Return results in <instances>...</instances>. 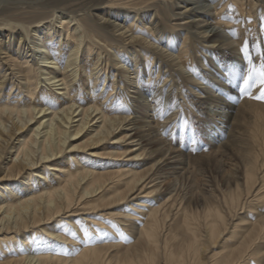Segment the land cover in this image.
Instances as JSON below:
<instances>
[{
  "label": "bare ground",
  "instance_id": "obj_1",
  "mask_svg": "<svg viewBox=\"0 0 264 264\" xmlns=\"http://www.w3.org/2000/svg\"><path fill=\"white\" fill-rule=\"evenodd\" d=\"M13 1L0 0V264H264V211L239 218L264 206L262 149L246 148L264 139V105L243 94L248 67L264 66V0H177L168 28L169 0H48L27 18L4 15ZM133 12L148 23L123 25ZM183 83L210 122L218 195L193 190L167 132Z\"/></svg>",
  "mask_w": 264,
  "mask_h": 264
},
{
  "label": "rangeland",
  "instance_id": "obj_2",
  "mask_svg": "<svg viewBox=\"0 0 264 264\" xmlns=\"http://www.w3.org/2000/svg\"><path fill=\"white\" fill-rule=\"evenodd\" d=\"M44 1L46 2L48 0H37V1L36 0H14L13 2H10V5H4L3 13L5 16L6 15L10 16V15L15 13L14 15H21V16L27 18L30 16L31 12H35V11H33L34 9L30 8L32 6L31 4H33L34 7H38V5ZM82 2H85V3L83 5H81ZM87 2H88V0L87 1L86 0H78V1L71 2L69 5H65L64 7L67 8L68 11L69 10H75V11L85 10L86 11L89 9V6H90V4H86ZM168 2L169 3L165 2V4L167 6L163 5L162 7L157 8V10H159V17L158 18L160 19V21L162 23L161 26H163V28H168L170 26L169 22L173 19L172 15L178 14L181 11L180 9H177V8H174L173 6H171L172 4L177 2V0H169ZM180 7L183 8L184 5L181 4ZM50 11L51 10H49L47 12H50ZM51 14L52 13H49V15H47L48 16L47 19L42 20V21L43 22H49V23L55 22V19L57 18V16L59 14L58 13L55 15H51ZM82 14H83V12L79 13L78 15H82ZM93 14L94 15L106 14V11H102V12L100 11V12H96V13L93 12ZM151 14H152V12L149 11L148 15H151ZM131 15H132V18H130L129 21H127V22L123 21L122 22L123 25H125L127 23L126 24V26H127V25H130L131 23H134V25L138 27V26H142V24H144V23H148V21H141V19L138 20L137 18H135L136 17L135 13L131 14ZM87 18L88 17L83 16L80 19L86 20ZM173 20H176V18H174ZM43 22H38V25H42ZM174 22H172V23H174ZM34 25H36V24H34ZM209 27L211 29L214 28L215 30H219L218 27H214L213 25H209ZM116 39H118V38H116ZM116 39H108L107 42H108L109 46H111V47L112 46H122V43L120 42V40H116ZM248 68L249 69L247 70V79L246 80L248 81L247 88H249V89L246 90V87L244 84L243 94L244 95L246 94L245 97L249 96L247 98H250L254 102L256 101V103H258V102L261 104L263 103L262 105H264V99L260 98L262 95H264V83H262V79H264V77L261 76V73L264 72V66L260 63L258 65L253 64V65L249 66ZM155 71H156V68L153 71L154 75H156ZM251 78L254 79L253 81L251 80L252 82L250 81ZM259 80H260V83H259L260 86L257 87L256 82ZM100 82H99V85H97V88H99V90L102 88V84H100ZM88 83L86 84L85 88L86 89L92 88L91 82H88ZM106 83H107V81H106ZM181 88H184V91H183L184 96L186 97V100L188 99L186 102L187 105H184L185 109L181 110L180 114H178L177 123L174 126L171 125L167 132L171 133V140H172L173 148H176V150L181 151L185 154L189 153V156L191 157V161H190L191 163L189 165V171L192 173L193 179H196L195 183L193 185V190L195 189V191L202 196H210V194H212V193H215L218 195V193H219L218 189L219 190L224 189V187L221 186V181H222L221 173H219V174L217 172L215 173L214 169H211V167H207L206 161L208 159L205 158V157H208L207 155L210 152H212L208 148L209 147V145H208L209 136H205V132L209 129L208 126H209L210 122L206 121V118L203 117L201 114H199L197 112V110L194 108V104L192 102L193 96L191 95L192 93L190 92L191 88L189 86H187L185 83H183ZM255 88H257V89H255ZM189 105H191V106L193 105V108L189 107ZM180 109L181 108H178L176 111H179ZM245 117H247V118H245ZM243 119L245 121H243ZM251 121L252 120H250L247 115H244L242 118V121L240 122L239 125L241 126V123L243 122L242 123L243 128L244 129H248V128L250 129L251 126H253V124H251L252 123ZM254 122L256 123L255 120H254ZM223 134L225 135V132L222 133V136H223ZM84 140H86V139H78L76 141H73L74 142L73 144L82 143V141H84ZM232 140H235V139L232 138ZM234 143L237 144L236 142H234ZM70 144H71V142H70ZM246 144H247L246 148H248V149H250V147L253 150L257 149V148L262 149L261 154H260V156H261L260 163L264 165V139L260 140L257 143H253L252 141L248 140L246 142ZM233 148H234L233 146L230 147V150L232 151ZM230 150L228 153H232V155L228 154L227 156H229V157L225 156L224 158H222V159H224L222 161L225 163V164L223 163V165L221 167V168H223V170H228L231 163H234L235 155ZM203 157L205 158V161L201 162V159ZM230 157H231V159H229ZM125 160H128V158ZM119 163H120V165L124 166V165H127L126 163H128V162L121 161ZM143 168H145V167H143ZM143 168H140V169H143ZM116 169L117 168H109L108 170H116ZM188 182L191 183L190 180L189 181L187 180V183L184 181L182 183L183 185L178 186L180 188L178 190V198H177L178 201H180L181 198L183 196H185L186 194H187V197L190 196L189 192L191 193L192 188H190V186H189L190 184H188ZM217 187H218V189H217ZM159 196L160 195L158 194V197ZM143 200H145V199H143ZM161 200H164V199L161 197L159 199V201H161ZM211 200L213 203L214 199H211ZM148 201L152 202L151 199H149ZM153 204H155V206L158 205L155 202ZM177 204H178V202L176 201L175 205H177ZM191 206H192L191 210H193V208H195L196 205L192 203ZM254 207L256 208L257 212L246 214L248 212L246 210L243 211V213L239 215V218L241 219V221H249L251 223L252 218L255 219L257 213H261L264 211V206H261L260 204H254ZM200 211H201V209H199V212ZM218 242H219V246H222V244H224L223 240H219ZM219 250L220 249H215V251H219Z\"/></svg>",
  "mask_w": 264,
  "mask_h": 264
},
{
  "label": "snow or ice",
  "instance_id": "obj_3",
  "mask_svg": "<svg viewBox=\"0 0 264 264\" xmlns=\"http://www.w3.org/2000/svg\"><path fill=\"white\" fill-rule=\"evenodd\" d=\"M261 76L264 77V72L261 73ZM262 83H264V79H262ZM244 84H245V87H247L248 86V81L245 80ZM260 98L264 99V95H262ZM85 235H88L87 230L85 231Z\"/></svg>",
  "mask_w": 264,
  "mask_h": 264
}]
</instances>
